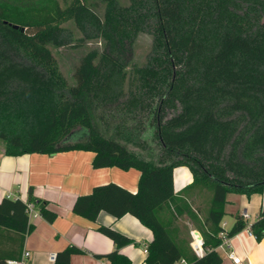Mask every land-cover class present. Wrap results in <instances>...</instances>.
I'll return each mask as SVG.
<instances>
[{"label":"trees","instance_id":"1","mask_svg":"<svg viewBox=\"0 0 264 264\" xmlns=\"http://www.w3.org/2000/svg\"><path fill=\"white\" fill-rule=\"evenodd\" d=\"M103 39L104 50L86 54L69 83L51 48L74 40ZM141 32L153 35L147 63L124 90L131 50ZM119 103L127 115L152 116L156 157L129 150L95 125L87 98ZM141 111V112H137ZM152 111V112H151ZM0 139L6 155L95 153L93 166L136 168L133 192L116 182L77 197L73 211L97 221L131 214L153 232L145 264H222L217 248L248 223L236 215L223 226L229 193H264V0H107L104 17L86 0H0ZM187 167L193 181L176 192L174 169ZM201 195L195 204L193 196ZM28 203L53 222L49 201L0 198V264L20 259L30 222ZM181 220H187L185 225ZM204 252L191 245V230ZM264 239V207L251 223ZM98 230L115 249L97 254L109 264H135L120 248L134 239L112 225ZM9 246L3 247L2 238ZM84 250L68 245L53 264H71Z\"/></svg>","mask_w":264,"mask_h":264},{"label":"crops","instance_id":"2","mask_svg":"<svg viewBox=\"0 0 264 264\" xmlns=\"http://www.w3.org/2000/svg\"><path fill=\"white\" fill-rule=\"evenodd\" d=\"M94 157L93 151L80 149L52 154L26 153L13 156L6 155L4 146L0 145V198H20L27 201L30 189L33 188L35 196L48 200L49 208L58 215L53 222L45 219L40 213L31 220L35 229L27 234L24 242L22 254L25 250L31 252L25 264H53L51 255L68 245H76L84 250L83 253L72 256L71 264H109L107 259L96 256L115 249L112 239L98 230L100 225H112L133 238L135 242L121 247L120 251L135 264H145L147 246L153 232L135 216L126 214L116 219L107 212H101L97 221H92L73 211L77 197L90 193L99 184L116 182L133 192L138 190L140 170H125L115 166L95 168ZM192 181V174L187 167L174 169L176 192ZM227 198L225 217L232 215L230 228L236 215L248 212L249 218L245 220L251 224L264 207V193L252 196L229 193ZM193 200L198 204L202 196L195 195ZM1 244L5 247L9 246L10 242L5 237L2 238ZM217 250L223 256L222 264H236L229 256L230 251L242 258L241 264H264V239L250 235L246 228L228 237V242L220 245ZM203 252L202 247L198 255Z\"/></svg>","mask_w":264,"mask_h":264},{"label":"rangeland","instance_id":"3","mask_svg":"<svg viewBox=\"0 0 264 264\" xmlns=\"http://www.w3.org/2000/svg\"><path fill=\"white\" fill-rule=\"evenodd\" d=\"M25 2H34L37 0H21ZM87 3L98 12L101 17L105 16L107 8V0H86ZM123 6L130 4V0H118ZM74 31V40L71 44L65 46L52 45L51 48L59 62L63 74L67 77L69 83L76 82L75 70L81 63L86 54L92 50H104L105 42L103 39H93L90 41L81 40L82 33L74 25L70 24ZM153 44V35L148 32H141L134 41L129 63L127 66V77L124 83V90L128 92L132 88L135 69L144 66L149 57ZM87 98L90 102V108L95 125L107 137H116L129 150L140 153L147 158L156 157L158 154L159 144L156 140L154 131V123L152 116H143L142 114L127 115L123 106L119 103L113 104H99L93 99L92 94H88ZM141 112V111H137ZM152 112V111H151ZM0 145L4 142L0 139ZM232 215L229 214L224 219V226L226 229L230 228V220ZM227 223H226V222ZM181 224L186 222L181 220ZM192 231V230H191ZM191 239L193 236L191 234ZM191 240V241H192Z\"/></svg>","mask_w":264,"mask_h":264},{"label":"built area","instance_id":"4","mask_svg":"<svg viewBox=\"0 0 264 264\" xmlns=\"http://www.w3.org/2000/svg\"><path fill=\"white\" fill-rule=\"evenodd\" d=\"M28 213H29L30 222L33 218H35L36 216L39 215V211L35 207L34 203H28ZM242 217L244 219L249 218L248 212H244ZM246 229L250 235H255L252 231L251 224H248ZM191 234L193 236V240L191 242L193 249L196 251L197 254H199V252L202 250V247H203V238H201V233L198 230H192ZM222 236H223L222 244L227 243L228 242L227 234L224 232V233H222ZM30 256H31V252L29 250H25L20 259L8 260V264H25L28 261V259L30 258ZM229 256L234 261V263H236V264L242 263V258L240 256L236 255V253L234 251H230ZM55 258H56V254L53 253L51 255V259L54 261Z\"/></svg>","mask_w":264,"mask_h":264},{"label":"water","instance_id":"5","mask_svg":"<svg viewBox=\"0 0 264 264\" xmlns=\"http://www.w3.org/2000/svg\"><path fill=\"white\" fill-rule=\"evenodd\" d=\"M201 238H203L202 235H201Z\"/></svg>","mask_w":264,"mask_h":264}]
</instances>
